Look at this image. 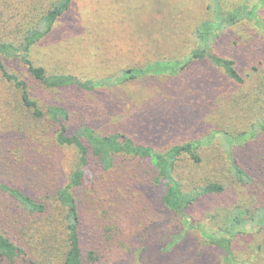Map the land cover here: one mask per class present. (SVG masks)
I'll return each mask as SVG.
<instances>
[{
	"label": "rangeland",
	"instance_id": "obj_1",
	"mask_svg": "<svg viewBox=\"0 0 264 264\" xmlns=\"http://www.w3.org/2000/svg\"><path fill=\"white\" fill-rule=\"evenodd\" d=\"M9 1L15 6L5 18L0 16V40L11 36L20 43L30 37V58L44 73L37 77L27 63L10 58L8 69L27 81L32 99L43 111L61 108L69 134L82 135L89 149L100 137L119 134L156 151L194 139L207 141L197 150L200 162L185 154L175 161V175L184 190L210 181L224 186L222 192L200 197L186 208L185 215L196 226L217 231L235 207L264 204V123L258 124L264 117V0H69L55 21H46L45 16L64 0ZM216 3L224 14L256 5L257 16L227 22L210 50L184 70L96 89L79 84L201 51L195 30L214 18ZM225 57L235 60L242 82L216 63ZM254 128L257 136L245 140ZM58 130V121L49 115L35 116L23 104L21 91L0 75V182L12 191L0 185V231L20 247L25 245L19 243L23 239L27 250L46 249L49 264H64L68 248L59 232L65 207L59 203L60 208L49 210L52 217L41 219L42 223L34 221L43 215L32 224L24 218L22 225L17 224L16 219L26 212L18 205L21 197L52 208L59 189L72 183L82 202L84 229L102 230L105 225L115 229L113 224L118 223L121 235L132 234L118 254L129 263L224 264L223 249L203 238L196 226L183 224L175 200L162 202L166 187L153 168L141 171L139 159L127 157L128 161L118 158L114 169L105 170L91 156L86 176L77 183L85 165L74 145L56 142ZM227 133L237 138L233 156L248 178L244 182L231 167ZM23 138L28 150L19 156L22 162L13 165L7 143L20 144ZM33 154L38 164H28ZM51 235L56 237L44 242ZM49 242L56 246L50 248ZM100 242L98 248L104 246ZM105 245L109 247V242ZM232 246L239 262L264 264V225L234 237ZM12 264L26 262L18 259Z\"/></svg>",
	"mask_w": 264,
	"mask_h": 264
},
{
	"label": "trees",
	"instance_id": "obj_2",
	"mask_svg": "<svg viewBox=\"0 0 264 264\" xmlns=\"http://www.w3.org/2000/svg\"><path fill=\"white\" fill-rule=\"evenodd\" d=\"M68 1L69 0H64L50 9V11L45 16V20L55 21V18H57L62 13ZM14 6L9 0H0V16L2 17L3 14L5 18L7 16L5 12H11ZM257 9L258 8L256 5L253 7L243 5L234 9L231 11V13L224 14L220 3H216L214 18L202 22L195 30L196 41L198 48L201 51L191 53L189 55L183 56L182 58L158 59L141 66L124 68L118 73H115L113 76L89 78L79 81V84L88 89H96L101 87H109L116 84H123L129 80L139 77L163 75L166 72H177L184 70L191 63L201 59V56H204L203 53H206L208 50H210L213 41H215V39L218 37V34L227 22L233 23L246 17L256 18ZM260 24H262V22ZM12 26L13 29L16 30L15 25ZM31 45L32 42L30 41V37L24 38L20 43L16 42L14 39H11V36L9 38L0 40V75L3 80L11 82L17 89L21 91L23 104L27 108H30L35 116L44 117L49 115L53 120L58 121L59 130L56 134V142L65 146L74 145L78 150L81 161L80 163L85 165L81 170L83 173H78L77 177L75 178L76 182L78 183L81 181V179H84V176H86L85 171L88 168L87 163L91 156H95L99 163H101V165L105 168V170L114 169L116 167L115 163L118 158L121 161H128L127 157L139 159L136 163L140 167L141 171L146 169V167L150 169L153 168L157 174L163 178V183L166 188L163 197H161L162 202L168 204L172 202L171 199L175 200V211L180 215L183 224L192 225L193 227L196 226L191 220H189L187 215H185L186 208L197 201L200 197L212 193L222 192L224 190V186L220 182L210 181L204 186H198L192 188V190H184L182 187L183 184L175 175V161L178 157L185 154L190 156V158L196 162H200L201 157L197 150L201 146H204L207 141L203 139H194L189 142L175 144L165 151H156L153 147L136 142L128 135L119 134L117 137H100L97 144L94 145L92 149H89L83 142L82 135L77 133H68V128L65 123L67 115H64L62 111H59L61 108L55 106L52 107L50 110L52 113L43 111V109H41L39 106L38 100L32 99L27 81L21 77V75H18L17 73H14L8 69L6 61L10 58L27 63L29 65L30 71L35 73L37 77L43 76L44 69L34 65L32 59L30 58ZM216 63L226 71V74L230 78L237 82L243 81V78L236 67V62L234 59L226 57L218 58ZM261 75L264 79V68L261 70ZM263 123L264 117L262 121L258 122V124L260 127H263ZM255 136H257V130L254 128L252 131L247 133L245 140H248L251 137L254 138ZM226 137L229 138V147H231V167L234 169L238 180L244 182L248 178L244 170L238 166L233 156V148L236 145L235 142H238L236 140L237 138L235 139V137L229 135L228 133L226 134ZM10 139L14 140L17 139V137L16 135H10ZM12 140L8 141L7 147L8 153L12 157V162L14 163L13 165H16L17 163L22 162L19 156L24 155V153L28 150L29 145L27 144L26 140H24V138L21 140L20 144H17ZM260 158L259 156L257 157L258 160H260ZM31 161L35 162L34 154L31 158H29V161H27L28 164ZM34 164H38L37 161ZM41 166L43 167L44 164H41ZM0 183L1 186H4L3 188L10 190L8 186L4 185L5 183ZM71 185L72 183L65 186L63 189H59L54 197L55 201L52 202V208H50L48 204L43 206L39 203H36L32 201L34 200L32 198L21 197L23 200H19L21 204L18 203V205L22 206V209L24 212H26L24 215L20 216L19 219H16V223L22 225V223H24V218L28 224H32L33 220L38 219V215L43 216L34 222H40L41 219L45 220L46 218H50L52 217V213L49 212V210L51 211L52 209L54 211L59 209L60 203L66 208L65 217L63 216L64 221L61 230L62 232H59V234L65 238L67 245L66 247L68 248L65 255L64 264H131L118 254L121 253L120 248L126 244L125 238L128 237L127 239L131 240L130 236H132V234H129L130 236L127 237L121 235L117 231L118 223L113 224L115 229H112L106 225L102 230L84 229V221H82V216L80 214L82 202L77 199ZM112 201L114 202L113 198ZM112 208L113 207L110 208L109 206L110 210H112ZM104 210L102 211L103 213ZM122 220L124 221L123 218ZM42 222L43 221L41 220V223ZM263 225L264 204L259 205L258 207H235L226 215L223 226L217 231H210L201 224H197L196 227L200 230L203 238L211 241L223 249L224 264H243L239 262L234 256L232 246L233 238L239 234L260 229ZM56 236L51 235L50 237L44 239V242L51 240V238L54 239ZM22 241L23 239H20L19 243L26 245V243ZM99 242V246H101L102 243L104 246L98 248L96 244ZM108 242L109 247L105 245ZM47 244L50 248H54L56 246L54 243L51 244V242ZM25 245H21L22 247H20L11 237V235H6L4 232L0 231V264H4L5 260L7 263L9 262V264H12L18 259H20L22 262L25 261L26 264H49V257L46 249H38V252L33 250L31 251L25 249ZM33 245L34 244L31 246ZM130 248L133 255L134 249L131 244ZM52 251L54 250H51L50 252ZM15 255L19 258H16L13 261ZM132 255L130 256L131 261L134 260V256Z\"/></svg>",
	"mask_w": 264,
	"mask_h": 264
}]
</instances>
